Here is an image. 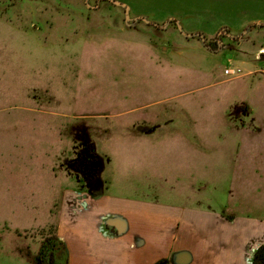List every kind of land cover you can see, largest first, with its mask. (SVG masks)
<instances>
[{
  "label": "rangeland",
  "instance_id": "1",
  "mask_svg": "<svg viewBox=\"0 0 264 264\" xmlns=\"http://www.w3.org/2000/svg\"><path fill=\"white\" fill-rule=\"evenodd\" d=\"M232 34L264 40V0H0V264H39L82 130L113 192L264 223V74L202 44Z\"/></svg>",
  "mask_w": 264,
  "mask_h": 264
},
{
  "label": "crops",
  "instance_id": "2",
  "mask_svg": "<svg viewBox=\"0 0 264 264\" xmlns=\"http://www.w3.org/2000/svg\"><path fill=\"white\" fill-rule=\"evenodd\" d=\"M230 38L218 37L216 50L206 48L222 53L231 49L239 61L255 63L246 75L264 74V40L256 44L242 34H232ZM250 42L252 47L248 46ZM242 106L247 110L245 114L231 115L230 123H238L237 128L241 124L246 131V124L259 123L260 119L252 116L249 103L243 101ZM151 130L145 129V134ZM178 137L188 141L181 133ZM73 140V149H79L78 133L75 137L73 134ZM192 140L196 143L199 137L194 134ZM195 143L191 141L186 146L195 151L200 142ZM105 169L104 164L100 194L90 193L78 179L80 188L67 190L55 204L53 220L38 228L55 227L56 236L67 247L68 264H155L162 259L170 264H253L254 252L264 242V237L260 241L257 238L264 233L262 221L233 212L219 213L201 206V201L179 204L161 201L158 196L113 192L114 183L105 177ZM185 252L190 253L191 260L179 263V255Z\"/></svg>",
  "mask_w": 264,
  "mask_h": 264
},
{
  "label": "trees",
  "instance_id": "3",
  "mask_svg": "<svg viewBox=\"0 0 264 264\" xmlns=\"http://www.w3.org/2000/svg\"><path fill=\"white\" fill-rule=\"evenodd\" d=\"M203 43L210 50H216L213 47H210L209 42H207L205 39H203ZM87 133V130L78 132L80 138H83L82 140L85 142V145L79 147L76 154H82V156L86 155L87 157H90L91 160H87V158L81 159V157H77L76 159L73 158L71 159V167H73L74 171L81 177L84 182V186L89 190L90 193L100 194L103 191L104 186L101 179V171L104 168L105 159L96 151L95 144ZM81 160H83V162L88 161L86 165L82 163L85 167L80 166ZM52 228L53 231H51V234H53V236L47 238L44 241L39 255V264L46 263V259L50 257L49 253H51V249L53 248L57 249V252L55 253L59 255L60 259H62L63 264H68L67 247L63 241H61L56 236L55 227ZM253 264H264V242L260 244L255 250L253 255Z\"/></svg>",
  "mask_w": 264,
  "mask_h": 264
},
{
  "label": "flooded vegetation",
  "instance_id": "4",
  "mask_svg": "<svg viewBox=\"0 0 264 264\" xmlns=\"http://www.w3.org/2000/svg\"><path fill=\"white\" fill-rule=\"evenodd\" d=\"M78 136H79V134H78ZM79 138H80V136H79ZM82 139L83 138H80L79 139V147L85 145V142ZM77 152H78V150H76V153ZM44 241L41 244L40 251L42 249V246H43ZM55 252H57V249H55V248L51 249V253H49L50 257L46 259V263L45 264H63L62 259H60L59 255L56 254ZM39 255H40V252H39ZM252 263H253V260H252ZM155 264H170V261L167 260V259H162V260L157 261V263H155Z\"/></svg>",
  "mask_w": 264,
  "mask_h": 264
},
{
  "label": "built area",
  "instance_id": "5",
  "mask_svg": "<svg viewBox=\"0 0 264 264\" xmlns=\"http://www.w3.org/2000/svg\"><path fill=\"white\" fill-rule=\"evenodd\" d=\"M264 67V65H263ZM240 69L238 67H235V66H229L225 69V74L228 75V76H236L240 73Z\"/></svg>",
  "mask_w": 264,
  "mask_h": 264
},
{
  "label": "water",
  "instance_id": "6",
  "mask_svg": "<svg viewBox=\"0 0 264 264\" xmlns=\"http://www.w3.org/2000/svg\"><path fill=\"white\" fill-rule=\"evenodd\" d=\"M263 57H264V55H263ZM190 260H191V255H190V253H187V252L182 253V254L179 255V257H178V262H179V263H187V262H189Z\"/></svg>",
  "mask_w": 264,
  "mask_h": 264
}]
</instances>
